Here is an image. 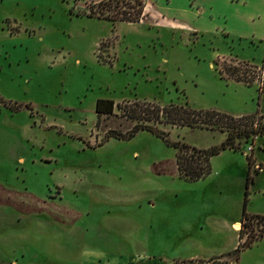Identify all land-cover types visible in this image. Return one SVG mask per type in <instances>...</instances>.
Returning <instances> with one entry per match:
<instances>
[{"label": "rangeland", "instance_id": "obj_1", "mask_svg": "<svg viewBox=\"0 0 264 264\" xmlns=\"http://www.w3.org/2000/svg\"><path fill=\"white\" fill-rule=\"evenodd\" d=\"M97 1L0 0V264H174L227 253L248 233L263 235L232 264H264V218L242 221L246 198L264 214V135L237 138L197 180L180 175L163 136L108 135L132 128L120 105L136 99L264 123V38L202 30L178 0H144L140 20L115 22L89 14ZM245 62L253 83L222 76ZM100 97L115 113L99 117ZM159 125L196 146L227 135Z\"/></svg>", "mask_w": 264, "mask_h": 264}, {"label": "trees", "instance_id": "obj_2", "mask_svg": "<svg viewBox=\"0 0 264 264\" xmlns=\"http://www.w3.org/2000/svg\"><path fill=\"white\" fill-rule=\"evenodd\" d=\"M144 9V0H99L91 4L89 14L108 18L113 22L117 20L138 21L144 16ZM245 63L226 64L225 66H220L219 69L222 76L245 80L251 84L254 78L248 77L245 74L248 68L242 69V66L251 65L257 67V65ZM262 65L264 67V58ZM130 103H126L125 106L120 105V107L124 108L125 115H128L135 121L132 128L125 132L123 130L111 129L108 135L131 137L140 129H147L163 136L168 142L177 147L176 162L179 173L182 177L189 180H197L208 175L212 171V157L214 155L226 148L238 149L240 145L237 142V138L248 140L253 139L256 135H264V123L259 122V120L256 121L255 118L257 112L235 115L215 108L194 107L189 102H170L162 105L155 101L136 99L130 101ZM115 106L116 101L113 98L100 97L96 102V111L99 117L104 113L113 114L115 113ZM256 122H258L257 125H255ZM160 123L190 127L220 128L226 131L227 135L221 143L210 146H196L181 140H171L168 137L167 130L161 127ZM247 157L251 166L254 158L252 154H249ZM250 179L251 176L249 174L248 181ZM247 201L248 198H246L244 203V219L242 220L245 225L252 223L250 219L253 217L264 218V214L249 213L246 208ZM243 228L240 229L241 238L245 236V228ZM262 235L263 233L256 235L248 233L245 239L240 241L236 247L227 253L212 256L208 259L200 257L176 258L174 259V264H232L234 260H239L241 252L245 247L252 245ZM227 255L230 256L226 257ZM224 256L226 258L221 260Z\"/></svg>", "mask_w": 264, "mask_h": 264}, {"label": "crops", "instance_id": "obj_3", "mask_svg": "<svg viewBox=\"0 0 264 264\" xmlns=\"http://www.w3.org/2000/svg\"><path fill=\"white\" fill-rule=\"evenodd\" d=\"M176 11H189L203 16L202 30L238 34L258 41L264 38V0H178ZM160 14L159 11H155ZM164 13V12H163ZM151 16V15H150ZM149 16V17H150ZM209 29V30H208ZM215 55H217L215 53ZM221 54L219 53V56ZM212 64L213 61H212ZM245 114V113H243ZM240 115V114H237ZM238 221V220H237ZM236 222L237 224H240ZM234 222V225L236 224ZM192 254L189 258L199 257Z\"/></svg>", "mask_w": 264, "mask_h": 264}, {"label": "built area", "instance_id": "obj_4", "mask_svg": "<svg viewBox=\"0 0 264 264\" xmlns=\"http://www.w3.org/2000/svg\"><path fill=\"white\" fill-rule=\"evenodd\" d=\"M241 223V222H240Z\"/></svg>", "mask_w": 264, "mask_h": 264}]
</instances>
